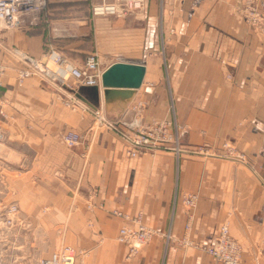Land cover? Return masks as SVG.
I'll list each match as a JSON object with an SVG mask.
<instances>
[{"label":"crops","instance_id":"crops-1","mask_svg":"<svg viewBox=\"0 0 264 264\" xmlns=\"http://www.w3.org/2000/svg\"><path fill=\"white\" fill-rule=\"evenodd\" d=\"M76 1H49L34 27L0 28V109L7 114L0 115V201L14 195L24 222L67 234L69 245L83 248L80 264H222L204 246L225 222L241 244L242 264H264V0H253L257 25L246 17V0H145L143 13L74 22L65 16ZM87 18L99 31L105 66H146L126 113L141 103L146 120L175 118L186 127L185 152L161 146L130 157L122 127L97 122L96 108L111 121L120 115L106 110L96 86L77 85L96 108L82 101L76 110L65 102L73 88L39 76L18 81L24 64L14 48L41 57L60 46L81 63L90 52L82 42H59L68 27L88 29ZM161 42L165 56L145 54ZM65 130L81 133V143L66 146ZM225 143L245 161L223 156ZM186 192L198 194L193 209L183 203ZM138 218L156 233L130 255L117 236ZM40 241L34 237L35 254Z\"/></svg>","mask_w":264,"mask_h":264},{"label":"built area","instance_id":"built-area-1","mask_svg":"<svg viewBox=\"0 0 264 264\" xmlns=\"http://www.w3.org/2000/svg\"><path fill=\"white\" fill-rule=\"evenodd\" d=\"M48 0H0V22L8 28H30L39 23L40 12L45 7ZM144 0H97L93 5V12L96 15H116L125 16L133 11L143 8ZM13 54L25 64L18 69V81L22 83L28 76H39L50 83L55 84L59 81L62 87L72 88L67 78H72L78 84L87 86H97L101 84L102 74L105 68L96 54H90L83 65L71 64L65 58L64 54L57 50L51 49L45 56L56 65L55 69L48 66L44 67L38 59L28 55L26 52L19 53L18 49H12ZM21 51V50H20ZM228 78L232 75L228 74ZM72 100V101H71ZM72 97L67 101L68 105L74 104ZM142 104L134 107L132 113L127 117L126 113L114 122H106V118L100 115L99 109L95 113L110 128L117 125L122 127V135L127 140L129 147L127 154L130 157H136L141 153L156 150L164 146L168 149L181 152L178 149L179 137L170 129L172 123L166 119H151L144 121L140 112ZM3 116H7L1 111ZM4 138V132L0 124V144ZM83 135L75 130H66L62 133L63 143L73 148L81 143ZM198 194L195 192H186L183 195V203L190 209L197 206ZM18 206L12 203L5 207L1 220L4 223L15 222L18 214ZM120 214V212H116ZM136 226H122L119 230L117 240L128 247L129 254H136L150 239L156 231L143 224L140 218ZM187 224V229H189ZM6 235V234H5ZM8 235V234H7ZM183 244L191 245L190 238L185 235L182 239ZM206 252L212 255L222 264H242V247L240 243L230 234L229 224L223 223L218 235L214 240L204 246ZM4 248H0V254L5 253ZM83 250H79L71 245H64L48 256H43L37 260V264H80ZM17 260H15L16 262ZM0 264H7L0 259Z\"/></svg>","mask_w":264,"mask_h":264},{"label":"rangeland","instance_id":"rangeland-1","mask_svg":"<svg viewBox=\"0 0 264 264\" xmlns=\"http://www.w3.org/2000/svg\"><path fill=\"white\" fill-rule=\"evenodd\" d=\"M49 1H51V0H48L46 2L45 7L40 12V20H39V23L37 25H39L43 21V14L46 11L45 9H47L48 6H49V4H48ZM96 1L97 0H80L78 2L77 1L74 2V4L71 5L72 9H69V12H68L69 16H65V17L73 18L74 22L80 21V19H83V17H85L86 15L89 16V19H90V17L91 18H94V17H97V18H99V17H109L112 20H114V19L119 18V17H125V16H129V15H136L137 13H143V11L145 10V0H144V5H143L142 9H140L138 11L136 10V11H133L131 13H128L125 16H116V15H113V14H111V15H96L93 12V5L95 4ZM253 2H254L253 0H246V2H245L246 17H247V19H249L251 21L252 24L257 25L258 22L260 21V19L262 18V16L259 13V11L255 8V5H253ZM140 15H142V14H140ZM89 19L87 18L88 22L90 23V24H88V26H89L88 29H85V30L84 29L72 30L71 27L70 28L68 27V28L65 29V31L63 33L64 34H68L69 33V34L67 35V37L66 36L65 37H60V39H62V41L59 42V44L62 47L70 45L73 42H80V43L82 42L81 44L84 47H87V49L90 52H88V54L85 56L84 60L81 63L76 64V63L71 62L66 56V53L68 52V50L66 52V50L60 48V46L49 47L47 50H45L43 52L41 57H34V56H32V57L38 59L39 63L42 64L44 67L48 66V67H50L52 69H55L56 65L53 62H51L48 59L47 56H45V54L48 51H50L51 49H57V50L61 51L64 54V56L67 59V61H69L71 64H75V65H79V66L84 64L86 58L90 54H96L97 57L99 58L100 62H101V65L104 68H106L107 66H105L103 60H106L107 56H106L105 53L100 52V50L102 51V48H101V46L99 44V38H98V35H99L98 32L99 31L94 29V27L92 25L93 21L92 20L89 21ZM2 26L5 27V25L2 22H0V28H2ZM5 28H8V27H5ZM73 34L76 35V36H73ZM147 47H145V54L146 55L153 54V53H159L160 55H162V56L164 55L165 56V47L162 45V42L160 43V47L156 51L152 50L150 47H148V48ZM14 49H16V48H14ZM10 52L13 54L12 49L10 50ZM73 55H75V54H73ZM14 58L17 61H20L17 57H15V55H14ZM20 62H22V61H20ZM23 66L25 67V64ZM17 76H18V72H17ZM28 77H30V76H28ZM44 81L47 82L48 84L56 85L61 90H65L66 91L65 88H67V87H65V88H64V86L62 87V85H61L62 83L59 82V81L55 82V84L50 83L49 81H47L45 79H44ZM67 81H68L69 85H71V87L74 90H76L75 88L77 87L78 83L76 81H74L72 78H69V77L67 78ZM97 86H99V85H97ZM76 93H77V90H76V92H73V93L72 92L70 93V91H69V96H72V99L74 100L73 102H75L74 104L68 105V103H67V101H70L71 97H67L65 102L69 106V108L78 110V109H80L78 103L81 104V102L83 100H81L79 97H77ZM1 111L4 112V110L0 109V115L2 116V118L6 119L7 116L6 117L3 116ZM140 112L142 114L143 120L144 121H148L144 117V112H143L142 108H141ZM125 113H126V111L123 114H125ZM4 114H6V113L4 112ZM129 115L130 114L126 113L127 117ZM155 119H161V118H155ZM163 119L169 120L172 123V127L170 129L172 130V132L174 134H176L179 137V145L177 146V148L179 147L178 149H180L182 151L181 152H177L175 150H172V151L175 152L177 155L185 152L186 149L184 148L183 139L182 138H183V134H184V132L186 130V127H184L183 125H180L175 120V118H172V119L163 118ZM97 122L99 123V120ZM106 122H108V123L109 122H114V120L111 121V120L106 119ZM0 124H1V126L3 124L1 122V120H0ZM2 129H3V126H2ZM3 132H4V130H3ZM4 137H5V135H4ZM3 140H4V138H3ZM3 140L1 141V144H0V154L3 151V147H4ZM224 145H225V148L228 149V150H226L227 153H225V155H223V156H228L230 158H233L232 160L237 161V162L238 161L239 162L245 161L244 157H243V154L241 152H239L238 150L235 151L230 146V144L225 143ZM156 150L149 151V152H154ZM192 151H198V150H192ZM141 154H143V153H141ZM16 174L13 173V176L17 177ZM13 196L14 195H11V200L10 201H6V202H1L0 201V248L2 247L5 250L4 251L5 253L0 254V259L2 261L4 260V262L7 263V264H37V260L39 258H41L43 256H48L51 252H53L54 250H56V249H58V248H60V247H62L64 245H69V242L66 239L67 234H62V233L61 234H54V233H52L50 231H48V232L47 231L46 232L42 231L41 232L38 229H36L33 226H31V224H28V223L24 222L22 220V218L19 217L20 208H19V205L17 204V202L13 199ZM12 203H16L17 204L19 212H18V214L16 216L15 222L4 223L1 220V215H3V211L5 210V207H7L8 205H10ZM35 236L41 238V241H40V243L42 244V250H41L42 253L41 254H39V253L35 254L34 253L35 252L34 251V249H35L34 248V246H35L34 237ZM71 246H73V245H71ZM74 247H76V246H74ZM76 248L79 249V250H83V248L82 249L78 248V247H76ZM80 259H82V258H80ZM15 260H17V261L15 262Z\"/></svg>","mask_w":264,"mask_h":264},{"label":"water","instance_id":"water-1","mask_svg":"<svg viewBox=\"0 0 264 264\" xmlns=\"http://www.w3.org/2000/svg\"><path fill=\"white\" fill-rule=\"evenodd\" d=\"M146 73V66L142 63L115 61L109 64L101 78L100 86H96V94L100 92L106 110L123 114L134 99L138 89L141 87ZM76 96L96 108L79 92Z\"/></svg>","mask_w":264,"mask_h":264},{"label":"bare ground","instance_id":"bare-ground-1","mask_svg":"<svg viewBox=\"0 0 264 264\" xmlns=\"http://www.w3.org/2000/svg\"><path fill=\"white\" fill-rule=\"evenodd\" d=\"M20 52H21L22 54H24V52H23V51H20V50H19V53H20ZM99 86H100V85H99ZM98 120L100 121V118H99Z\"/></svg>","mask_w":264,"mask_h":264}]
</instances>
